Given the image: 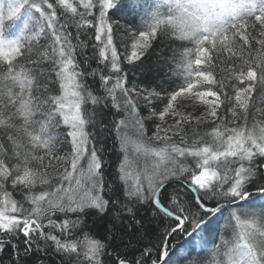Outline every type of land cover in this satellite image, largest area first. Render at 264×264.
I'll return each instance as SVG.
<instances>
[{
    "label": "snow or ice",
    "instance_id": "obj_1",
    "mask_svg": "<svg viewBox=\"0 0 264 264\" xmlns=\"http://www.w3.org/2000/svg\"><path fill=\"white\" fill-rule=\"evenodd\" d=\"M50 253L264 264V0H0V264Z\"/></svg>",
    "mask_w": 264,
    "mask_h": 264
},
{
    "label": "trees",
    "instance_id": "obj_2",
    "mask_svg": "<svg viewBox=\"0 0 264 264\" xmlns=\"http://www.w3.org/2000/svg\"><path fill=\"white\" fill-rule=\"evenodd\" d=\"M144 18L147 19L146 16ZM112 23H113V26L115 28V21H112ZM9 31H11V30H9ZM130 39L131 38L129 36L124 35L123 25L121 26L120 32H114V41L119 46V50L121 52L124 51V46L126 44L128 46L130 45V43H129ZM181 43L182 42H180V41L170 40L167 37H160L157 41H154L153 42V48L150 50V61L148 64L145 65V68L146 69H148L150 67L154 68L158 64V62L163 60V58L161 57V52H164V53H166L168 64L171 66V67L166 68L165 70L171 71L172 68L175 67V63L172 60V51L173 50H179ZM183 43L185 44V46H191V45H188L187 42H183ZM192 58L194 61L195 52H193ZM194 67H195V65H194ZM150 74L154 76L155 72L153 71V72L149 73L148 71H145L143 73V76H148ZM129 75L132 76L134 80H139V79L143 78V76L139 72L130 73ZM108 119L111 120L112 117H109ZM193 119H195V117ZM204 127H205L204 125H201L200 126L201 130H203ZM118 153H119V149L117 148L115 151L113 150V142H112V139L109 138L107 140V151L104 154V163L106 165L105 171L107 173H113L115 171ZM132 170L135 171L134 168ZM61 171H62V169H61ZM226 217H227V213L225 214V217L221 218V220H220L221 225L224 224ZM87 222H88L89 228H91L94 233H97L100 235L103 234V226L106 223L105 220H103L97 216H89V217H87ZM228 235H230V232L228 233ZM187 239H188V237L178 238L173 243L178 246L179 244H183ZM4 264H8V259L6 256L4 259ZM45 264H59L58 257L55 254L50 253L48 255V257L45 258Z\"/></svg>",
    "mask_w": 264,
    "mask_h": 264
},
{
    "label": "rangeland",
    "instance_id": "obj_3",
    "mask_svg": "<svg viewBox=\"0 0 264 264\" xmlns=\"http://www.w3.org/2000/svg\"><path fill=\"white\" fill-rule=\"evenodd\" d=\"M130 40H131V39H130ZM130 40H129V43H130ZM129 51H130V45H129ZM200 111H201V110L192 111V112H191V115L193 116V118L196 117V116H198V115H200ZM166 119H168V121L171 122V119H170V118H166ZM132 171H133V170H132Z\"/></svg>",
    "mask_w": 264,
    "mask_h": 264
}]
</instances>
